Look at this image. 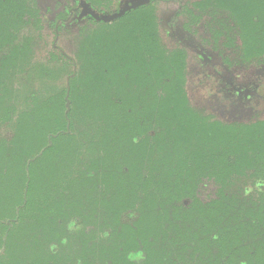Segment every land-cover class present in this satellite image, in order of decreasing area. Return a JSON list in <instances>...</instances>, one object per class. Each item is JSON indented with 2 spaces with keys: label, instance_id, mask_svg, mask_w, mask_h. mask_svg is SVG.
<instances>
[{
  "label": "trees",
  "instance_id": "1",
  "mask_svg": "<svg viewBox=\"0 0 264 264\" xmlns=\"http://www.w3.org/2000/svg\"><path fill=\"white\" fill-rule=\"evenodd\" d=\"M81 1L123 0H0V264H264V119L193 104L154 6L102 22ZM189 12L225 63L264 64V0ZM42 15L75 29L72 56L34 61Z\"/></svg>",
  "mask_w": 264,
  "mask_h": 264
},
{
  "label": "flooded vegetation",
  "instance_id": "2",
  "mask_svg": "<svg viewBox=\"0 0 264 264\" xmlns=\"http://www.w3.org/2000/svg\"><path fill=\"white\" fill-rule=\"evenodd\" d=\"M196 1L197 0H151L149 2V4L154 2L160 3L155 7L156 11L162 16L161 28L165 26L169 35V40H165L167 42L177 43L188 49L191 59L189 72H192L191 78H193L200 87V92L205 93L207 96L214 97V101H217L218 95L223 93L224 97H231L232 101L238 104V106L240 105V109L254 108L253 106H249V101L251 100H255L257 104L260 102L264 105V90L259 88V85H264V80L262 77H257L258 74H256L261 73L259 69L264 68V64L247 69L242 66L237 67L235 62L225 63L224 57L220 55V50L217 51L209 48L213 46V44H221V42H214V40L210 38L209 30L203 21L207 17L206 14L202 13L198 16L196 12H193L196 15L195 17H200L201 19L196 21L194 20L195 17H192L189 12V8L192 7L193 2ZM116 6L118 10L120 3ZM74 13L75 12L72 10L66 20L73 18ZM59 22L60 21H57V24ZM57 24L55 29L58 33ZM56 36L58 37V34H56ZM53 46L57 47L55 42ZM233 56L234 54L229 53L227 55L228 60L232 61L231 57ZM189 78L190 76H188V79ZM208 88L210 90L207 91ZM187 90L190 96L192 91H190L188 87ZM193 104L203 107L208 113L216 115L212 107L204 102L200 103L195 100ZM261 108L264 110V106ZM259 113L260 111L255 112V114ZM216 116L220 118L218 114ZM263 116L257 118L262 119Z\"/></svg>",
  "mask_w": 264,
  "mask_h": 264
},
{
  "label": "rangeland",
  "instance_id": "3",
  "mask_svg": "<svg viewBox=\"0 0 264 264\" xmlns=\"http://www.w3.org/2000/svg\"><path fill=\"white\" fill-rule=\"evenodd\" d=\"M52 3H53V1H52ZM118 3L121 4L122 1H119ZM159 4H160L159 2H156V3L154 2V3H151L150 6L155 7ZM42 7L44 8L43 5H42ZM116 8H117V6H115V9ZM53 9L55 10V8H53ZM44 13H46V11ZM104 13H106V12H104ZM45 16L42 15V17H41L42 27H41V30L39 32L40 34H39V36H36L34 39L33 55H32V58L34 59V61H39L40 59L45 57L48 54V52L51 50V47H52L54 42L56 43V46H58L60 49H62L67 55L72 56L73 53H75L77 51V47H78V45L76 44V41H75V35H74L75 29L74 30L69 29L72 32H69L66 30L60 31V33H58V37L55 41L56 35H54V33H53V29L51 27V21H48L47 17H45ZM161 30H162V34L164 35V38L169 40L168 39L169 35H168L166 27L162 26ZM34 35H36V33ZM261 69H259L261 71V73H256V72L255 73L258 74L257 77H262L264 80V68H261ZM191 74H192V72H190L188 74V76H190V78L187 80V84H186L188 89L190 91H192L190 93L191 101L194 102L196 100L197 102H200V103L204 102L207 105H210V107H212V109L216 113V115L218 114L220 116V118H222L223 120H229V121L235 120V121L246 122V121L258 119V118H260V116L262 117L264 115V110H262V108H261L264 105L261 104L260 102H259V104H257V102L255 103V100L249 101V104H250L249 106L254 107L251 109H249V108L248 109H240V107H239L240 105L238 106V104H236L234 101H232L231 97H228V96L224 97L223 93H220L218 95V100L214 101V97L207 96L205 93H202L199 91L200 87L196 84V82L193 80V78H191L192 77ZM259 88L264 90V85H259ZM208 90H210V89L208 88L207 91ZM256 111H260V113H262V114H260V113L255 114ZM262 119H264V116Z\"/></svg>",
  "mask_w": 264,
  "mask_h": 264
},
{
  "label": "water",
  "instance_id": "4",
  "mask_svg": "<svg viewBox=\"0 0 264 264\" xmlns=\"http://www.w3.org/2000/svg\"><path fill=\"white\" fill-rule=\"evenodd\" d=\"M151 0H123L121 5L119 6L118 10H116L115 12L112 13H98L93 9H90L87 7V4L83 1L80 2V7H81V12L79 14V17H84L86 15H91L95 20L97 21H102V22H110L112 20H116L118 17H120L121 15L125 14L126 12L140 6V5H145L148 4ZM57 39V36H56ZM55 39V41H56ZM62 53H64V55H66L67 57H69V55H67L62 49H60ZM76 71V66L74 65L73 67V73L72 75L75 73ZM66 84H67V93L65 96V100H66V112L69 110L70 108V103H69V99H68V95H69V77L66 79ZM67 128H68V124H67ZM50 136L48 137V146H50L52 144V141L50 139ZM56 136V135H53ZM46 147H43L38 154H36L33 158L29 159L26 163V172L28 174V165L32 160H35L38 156H40L42 154V152L45 150ZM28 183V182H27ZM27 185V184H26ZM26 192V191H25ZM3 250V248L0 250V252Z\"/></svg>",
  "mask_w": 264,
  "mask_h": 264
}]
</instances>
